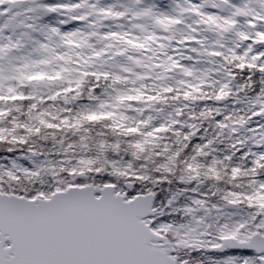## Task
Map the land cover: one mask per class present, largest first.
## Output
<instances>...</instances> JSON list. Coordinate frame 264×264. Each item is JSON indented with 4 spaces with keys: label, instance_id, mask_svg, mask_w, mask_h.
Wrapping results in <instances>:
<instances>
[{
    "label": "rangeland",
    "instance_id": "rangeland-1",
    "mask_svg": "<svg viewBox=\"0 0 264 264\" xmlns=\"http://www.w3.org/2000/svg\"><path fill=\"white\" fill-rule=\"evenodd\" d=\"M85 1L56 0L53 3H49L43 0L40 5L44 4L58 14H54V17L52 15L45 17L39 12L36 17L37 21L32 14H24L19 21L23 20L29 28L20 29L14 36L6 28L7 17L3 16L4 22L0 29V92H2L1 96L3 98L0 100V137L3 135L2 132L7 129V126H3V121L8 117V114L12 112L20 113L19 111L24 109L20 107L27 105V102L14 103L11 101L12 99L26 96L24 94V91H26V88H23L24 86L30 85L27 90L28 95H31L30 97H33L36 93L42 95L43 92L51 91L50 87L52 85L60 87L62 89L60 93H63L65 80L74 84L79 73L93 69L97 75L100 72L104 74L111 72L113 78H111L106 86L107 89L101 96L93 100L87 99L85 102H81L80 106L98 109L101 112H113V117L115 118H119L122 113L125 120H128L129 124L135 123V126H137L141 118L146 121L150 120V124L151 122L153 125L156 123L155 129L163 128L164 126L182 130L186 127L193 129L196 120L202 117L203 114L212 117L211 121L216 130L215 137H220L221 135L230 137L232 132L240 128L239 122L241 121L235 119L236 116H233L237 115L233 112L236 108H230L229 100L226 99L227 101L220 104L219 99H217L220 96L217 93H205V90H202L206 95L201 97L198 93L193 92L195 83H199L201 80H207L209 83L213 80L219 88L223 86V69L216 64L220 62V58L208 56L210 49L217 50L214 39L215 34L219 30L210 31L211 33L206 32V29H212V26L205 25L207 21H202L206 18L207 20L214 18L216 12L212 8L208 10L209 12L203 13H207L206 16H197L198 12L202 13L200 5L205 0L193 3L185 0V3H183L188 10L199 8L197 12H194L195 16L180 27L186 33L196 28V33L202 37H197L198 42L189 46L187 53L195 51L194 54L191 56L187 55L184 59L181 54L183 50H186L185 48H180V57L171 56L170 60L163 55L165 51L161 49L153 53L154 56L152 55L151 58L150 54L143 58V54L138 53L139 49L144 51L143 48L138 46V43H143L146 37H154L155 32L150 27V18L136 17L139 14L138 7H140L136 0H126V3L123 0H88L89 3L84 8ZM214 1L210 0L212 6H215L218 0ZM229 2L231 9L224 15V20L228 24L232 21L230 13L233 10L241 9L242 13H248L249 17H251L259 15L264 5V0H229ZM47 3L49 4L47 5ZM37 4L39 5V3ZM183 4L179 0H173V3H170L168 7L173 13L179 10ZM10 6V4H6L5 8L8 10ZM17 7L16 4V9L11 16L17 14ZM30 7L29 2H26L21 11H29L32 8ZM86 9L94 12L95 15L91 20L83 21V14ZM68 12H71L74 17H79L81 24L69 30H62L58 26V22L66 20ZM120 12L129 13L128 22L117 21V15ZM168 12L170 13L169 9ZM1 14L6 15L4 11ZM162 14L165 15V13H160L158 17L161 18ZM103 16H108V20L104 24L105 31L101 32L98 30L97 23L99 25V21L103 19ZM198 21L203 23L201 28L197 27ZM142 24L145 26H141ZM136 26L139 27L135 28ZM243 34H245L244 26L240 28L239 34L234 40L240 41ZM229 36L226 37V40H233L232 34ZM208 38L211 40L209 48H207V45L205 47V44H200L202 39L207 40ZM107 46H111L108 52L105 54L98 53L107 49ZM123 50H126V52L119 55ZM247 50V47H241L237 52L233 50L232 46H227L224 54L225 57L228 54L237 55L240 63L242 56L246 55L244 52ZM94 52L98 53L99 57L91 58V53ZM254 55L256 56L257 52ZM254 55L250 54L251 61L249 63L255 60V58H252ZM67 57L73 58V62L68 63L66 61ZM138 63L143 65V67L139 68H143L141 71L136 70V64ZM212 63L213 65H211ZM262 63H264V59ZM166 66L168 71H164ZM210 67L215 68L219 72V78L211 77L212 71ZM259 68L264 69L262 64ZM23 73L25 78L22 79L21 75ZM126 73L130 75L127 85L124 84V75ZM58 74L61 76L60 79H57ZM140 74H142V78L137 77ZM43 78L48 79L43 80ZM51 79H56L57 81L50 83ZM262 79L264 80V75ZM121 81H123V84H121ZM234 82L236 83V78ZM145 85L147 87H150V85L155 86L156 89L154 91L147 90ZM174 88H178L181 92L175 91ZM21 89L22 91H20ZM165 89H169V91ZM167 92V96L162 95ZM8 94L10 95V102L9 100H4L9 98ZM62 98L66 99V96ZM258 99L261 100L262 97H252L251 101L246 103L254 106L256 101L258 102L257 108H254L255 111L253 110L254 113L264 111V100L260 101ZM49 101L45 105L49 108H56L55 100L51 98ZM24 110L29 111V109ZM261 121L264 122V118ZM225 130H227V134H223ZM245 130L251 132L256 129L250 130L245 127ZM252 136L254 141L258 142V145L263 146L262 150L253 148L252 153L256 156L253 157V154L250 153L253 160L264 159V130L260 128L257 133L255 132L254 134L252 132ZM176 139L182 142L184 141V135L178 132ZM226 154L222 153L218 156V159L223 158ZM21 156H6L5 160H0V167L6 170L5 173L8 172V175L12 176V180L16 179L17 173L22 176L30 173L35 174L41 170V161L33 159L31 166H29L22 160ZM45 164L47 163L45 162ZM47 166L51 170L54 169L52 166ZM0 173V177H2L4 172L0 171ZM53 181L60 180L54 179ZM59 185L57 182L54 183L53 189H65H60ZM115 188L117 190V187ZM135 192V188L132 192H129L127 188L123 189V192L120 191L123 194L129 195L130 193L129 199L133 198ZM235 196L248 202V205L253 209L252 212L249 211L250 214L239 207L238 204L230 208L225 206L224 208L211 207L210 204L203 203L200 198L192 197L193 199L190 198L183 207L184 211L181 212L182 221L178 226L171 225V223H163V228H167L173 236H176L180 244L197 250L194 256H197V262L199 261L201 264H260L255 257L246 254L226 252L215 256L210 253L211 247L219 245L222 237L233 236L246 240L257 232L264 235V176L261 174L250 178L245 189L241 188L240 192L236 191ZM212 209L221 216L220 225L210 223L208 213Z\"/></svg>",
    "mask_w": 264,
    "mask_h": 264
},
{
    "label": "trees",
    "instance_id": "trees-1",
    "mask_svg": "<svg viewBox=\"0 0 264 264\" xmlns=\"http://www.w3.org/2000/svg\"><path fill=\"white\" fill-rule=\"evenodd\" d=\"M105 84L101 82V88ZM87 89L86 85L74 91V95L69 93L66 99L56 101L54 109L39 99L35 103L16 101L27 102L20 108L29 111L12 112L3 121L7 129L0 137V160L6 156L38 154L47 164L44 162L37 175L17 173L14 180L0 167L4 172L0 177L1 191L35 197L51 195L56 182L60 189L96 183L114 184L119 191L125 190L127 182H133L136 193L154 192L161 206L172 208L180 200L179 194L188 192L202 193L217 204L231 200L232 204L252 212L248 202L235 193L245 189L250 178L263 174L264 163H252L246 156L244 162L236 159L241 152L236 149L241 144L216 138V153L207 148L208 144L201 148L191 147L197 145L195 141L180 144L172 140L178 132L183 134L178 128L155 129V123L150 124L149 119H140L135 126L124 117L114 118L79 106L74 99H83L89 92ZM199 122L198 129L194 128L196 133H188L189 136H201L213 126L207 117ZM222 153L233 154L235 159H229V154L218 159Z\"/></svg>",
    "mask_w": 264,
    "mask_h": 264
},
{
    "label": "water",
    "instance_id": "water-1",
    "mask_svg": "<svg viewBox=\"0 0 264 264\" xmlns=\"http://www.w3.org/2000/svg\"><path fill=\"white\" fill-rule=\"evenodd\" d=\"M115 191L88 184L35 199L0 192V264H177L169 241L145 221L154 193L126 200ZM227 248L261 254L264 236L225 238L216 250Z\"/></svg>",
    "mask_w": 264,
    "mask_h": 264
},
{
    "label": "bare ground",
    "instance_id": "bare-ground-1",
    "mask_svg": "<svg viewBox=\"0 0 264 264\" xmlns=\"http://www.w3.org/2000/svg\"><path fill=\"white\" fill-rule=\"evenodd\" d=\"M149 8L151 9L152 11V20H154L157 16H158V13L154 10V4H150ZM183 23V21L181 22V24ZM258 24H262V22H257ZM260 30V28H259Z\"/></svg>",
    "mask_w": 264,
    "mask_h": 264
},
{
    "label": "flooded vegetation",
    "instance_id": "flooded-vegetation-1",
    "mask_svg": "<svg viewBox=\"0 0 264 264\" xmlns=\"http://www.w3.org/2000/svg\"><path fill=\"white\" fill-rule=\"evenodd\" d=\"M199 8H197V10H198Z\"/></svg>",
    "mask_w": 264,
    "mask_h": 264
}]
</instances>
